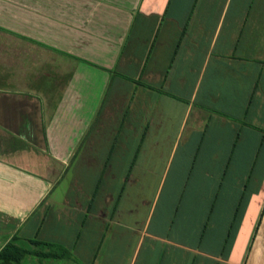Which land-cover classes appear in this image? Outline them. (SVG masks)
<instances>
[{"label":"crops","instance_id":"crops-1","mask_svg":"<svg viewBox=\"0 0 264 264\" xmlns=\"http://www.w3.org/2000/svg\"><path fill=\"white\" fill-rule=\"evenodd\" d=\"M9 242L57 256L11 264H264V0H0Z\"/></svg>","mask_w":264,"mask_h":264},{"label":"trees","instance_id":"trees-1","mask_svg":"<svg viewBox=\"0 0 264 264\" xmlns=\"http://www.w3.org/2000/svg\"><path fill=\"white\" fill-rule=\"evenodd\" d=\"M42 245H45L44 243H41ZM48 245V244H47ZM61 256H58L59 258L62 256H65L66 251L63 252ZM27 254H33L37 255L43 258H56L57 256L52 253H33L30 250L28 251L27 249H24L23 247L16 246L12 242L7 243L4 248L0 251V259L2 262L11 264V263H18L24 256ZM67 255V254H66Z\"/></svg>","mask_w":264,"mask_h":264},{"label":"rangeland","instance_id":"rangeland-1","mask_svg":"<svg viewBox=\"0 0 264 264\" xmlns=\"http://www.w3.org/2000/svg\"><path fill=\"white\" fill-rule=\"evenodd\" d=\"M164 126H165V123H164ZM166 132V133H165ZM165 132L162 134L163 135V137L165 136V135H167V131L165 130Z\"/></svg>","mask_w":264,"mask_h":264}]
</instances>
